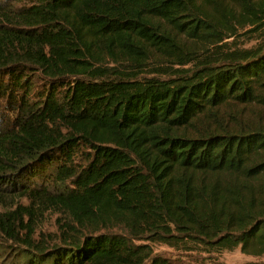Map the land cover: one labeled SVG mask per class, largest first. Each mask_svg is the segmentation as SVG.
<instances>
[{
  "label": "trees",
  "instance_id": "obj_1",
  "mask_svg": "<svg viewBox=\"0 0 264 264\" xmlns=\"http://www.w3.org/2000/svg\"><path fill=\"white\" fill-rule=\"evenodd\" d=\"M160 243L264 254V0H0V264Z\"/></svg>",
  "mask_w": 264,
  "mask_h": 264
},
{
  "label": "rangeland",
  "instance_id": "obj_2",
  "mask_svg": "<svg viewBox=\"0 0 264 264\" xmlns=\"http://www.w3.org/2000/svg\"><path fill=\"white\" fill-rule=\"evenodd\" d=\"M236 44L242 47H248L255 43L254 39L238 37L235 39ZM63 217L54 212H45L34 215L32 218L23 216L24 223H30L34 229L35 236L41 237L46 240H52L57 237L59 224L62 222ZM155 253L175 257L180 264H245L248 261L264 262V254L261 256H252L245 254L241 251L240 247L232 251H225L220 255L213 254L209 257H203L201 253L192 252L190 255L181 254L167 245L152 244Z\"/></svg>",
  "mask_w": 264,
  "mask_h": 264
}]
</instances>
